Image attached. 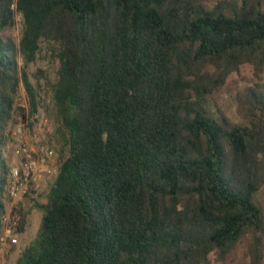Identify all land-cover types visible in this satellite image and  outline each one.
I'll list each match as a JSON object with an SVG mask.
<instances>
[{"label":"trees","instance_id":"16d2710c","mask_svg":"<svg viewBox=\"0 0 264 264\" xmlns=\"http://www.w3.org/2000/svg\"><path fill=\"white\" fill-rule=\"evenodd\" d=\"M244 66L231 115L214 96ZM41 112L58 174L18 264H224L244 238L264 264V0H0V232L5 147Z\"/></svg>","mask_w":264,"mask_h":264},{"label":"rangeland","instance_id":"374dc122","mask_svg":"<svg viewBox=\"0 0 264 264\" xmlns=\"http://www.w3.org/2000/svg\"><path fill=\"white\" fill-rule=\"evenodd\" d=\"M218 0H209L210 3H215ZM20 27H21V17L20 15H16V24L10 29H7L4 32V35L11 36L16 40L19 39L20 35ZM20 62H22L20 60ZM58 63L53 62L50 58H45L44 60L39 59L37 62L31 64L27 68V72L30 75V78L36 82L35 77H40V81L47 83L49 81H53L56 77L58 70ZM254 82V74L251 66H244L241 71L237 74H233L225 88L219 94L214 96V102L219 104L224 110H227L231 115L237 112V107L234 104L235 95L240 88H244L246 85H250ZM15 104L16 106L24 107L29 109L28 95L25 90L24 85L21 83L18 86L15 94ZM40 125L35 124L33 129H31L32 136L40 133ZM54 130V129H53ZM14 131V130H13ZM29 137L28 140L32 139L31 133L30 135H26ZM29 140V141H30ZM52 140L54 138L52 137ZM16 144V141L9 142L5 147V156L10 164L12 165L10 159L12 158V147ZM54 149L56 154V160L59 163L60 154L57 150V142L54 140ZM53 179V178H52ZM50 181H47L40 187L39 190L33 192L29 198L25 200V207H22L23 212L28 211L27 223L25 226V230L23 233L18 234V243L15 245H10L6 247L2 252H0V264H18V259L21 256L22 252L33 243L39 233L41 220H42V212L33 206L34 200H40L41 202H45V194L49 188ZM260 201L264 205V192L260 194ZM6 204L8 206L9 201L6 200ZM2 234V230L0 235ZM248 248L249 241L247 238H244L240 244L237 246L234 253L226 260L224 264H245L248 260ZM1 249V247H0ZM213 264H221L216 261L215 256L212 255Z\"/></svg>","mask_w":264,"mask_h":264},{"label":"built area","instance_id":"2783aa9c","mask_svg":"<svg viewBox=\"0 0 264 264\" xmlns=\"http://www.w3.org/2000/svg\"><path fill=\"white\" fill-rule=\"evenodd\" d=\"M40 133L32 136L30 119L24 121L17 118L13 136L16 144L12 147V165L8 184L7 211L2 218V234L0 235V252L10 245L18 243L21 212L16 205L21 203L25 207V200L43 186L47 178H54L58 174L59 163L56 160L54 140H52L53 121L41 112L39 115ZM32 136L29 141L28 136Z\"/></svg>","mask_w":264,"mask_h":264},{"label":"crops","instance_id":"0c3cea01","mask_svg":"<svg viewBox=\"0 0 264 264\" xmlns=\"http://www.w3.org/2000/svg\"><path fill=\"white\" fill-rule=\"evenodd\" d=\"M51 180H52V178H47V179L45 180L44 184H45L47 181H51Z\"/></svg>","mask_w":264,"mask_h":264}]
</instances>
